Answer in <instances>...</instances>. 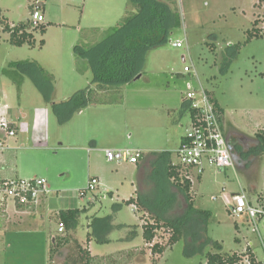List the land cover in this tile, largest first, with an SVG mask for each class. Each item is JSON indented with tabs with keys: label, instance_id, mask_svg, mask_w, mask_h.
<instances>
[{
	"label": "rangeland",
	"instance_id": "obj_1",
	"mask_svg": "<svg viewBox=\"0 0 264 264\" xmlns=\"http://www.w3.org/2000/svg\"><path fill=\"white\" fill-rule=\"evenodd\" d=\"M125 2L129 0L102 5L97 0H0L2 15L11 25L30 21L31 6L45 4V21L41 25L46 26L45 33L39 28L35 31L31 28L34 44L23 46L11 44L10 34L0 26V86L6 93L3 102L12 111L7 118L17 128L15 137L4 139L5 158L0 159V169L5 176L44 179L46 186L42 195H46L44 206L47 211L80 210L75 230L65 227L62 234L67 237L68 232H72L71 243L53 262H49L52 242L47 218L21 225L10 224L0 231V264L69 262L74 239L90 251L97 264H110V254L115 255L112 259L115 264H201L208 251L230 254L245 251L248 245L264 261L261 243L264 217L259 232H254L246 218L236 217L229 210L232 194L241 186L254 205H264V151L254 139L250 143L248 139L245 141L243 171L232 168L221 171L208 166L201 179L192 178L194 206L210 212L203 222L196 220L192 240L188 239L192 236L188 229L187 238L182 237L169 245L171 234L166 225L159 228L151 243L143 238L142 232L136 236L132 234L133 230L127 232L125 225L103 224L96 231L99 220L109 218L122 219L129 226L131 223L130 228H135L136 232L143 230L145 222L152 221L147 213L141 217L143 209L122 201L135 195V165L109 161L100 148L145 149L150 137L141 132V124H145L147 116L143 109L151 110L149 114H158L154 111L156 100L160 106L173 102L169 90L177 97L186 94V80L193 81V87H198L201 82L200 86L206 91L209 89L224 108V119L251 137L264 131V38L248 41L246 32L257 19L261 21L259 26H264V0H257V8L253 6L254 0H176L174 4L181 13L182 28L173 39L185 40L184 48H175L168 43L152 50L144 77L136 82L148 84L144 88L134 83L126 86L122 104H103L61 123L53 103L66 101L76 91L87 87L92 79L91 70L87 73L78 71L77 62L81 58H78L75 46H86L99 40L106 28L117 24L115 9L123 14L126 12ZM236 44H241L239 50L235 48ZM186 45L191 53V61L187 56L186 64L192 63L199 77L184 73L182 56L187 54ZM235 51H238L237 56ZM14 61L27 63L22 65L25 70L15 68L21 74L17 76L22 77L20 86L2 72ZM39 66L47 73L40 72ZM163 112L160 108V117ZM185 121L180 131L182 135L190 129L189 119ZM224 124L225 133L232 130L229 124ZM163 133H166V126L160 120V128L155 129V140L160 139V147L172 149ZM234 155H239L235 149ZM174 161L179 163L177 157ZM93 178L98 180L99 187L89 190V181ZM256 185L260 186V193L252 192ZM109 189L114 191V198L103 199ZM151 193L152 204L160 208V195L156 199V189ZM9 204L12 209L15 207L12 200ZM53 220L56 224L62 222L58 214ZM2 221L0 218V224ZM123 233H128L125 239ZM104 237L109 238L108 241H104ZM212 241L218 242L221 248H216ZM156 243L165 246L163 252L153 253ZM119 251L123 253L119 255Z\"/></svg>",
	"mask_w": 264,
	"mask_h": 264
},
{
	"label": "trees",
	"instance_id": "obj_2",
	"mask_svg": "<svg viewBox=\"0 0 264 264\" xmlns=\"http://www.w3.org/2000/svg\"><path fill=\"white\" fill-rule=\"evenodd\" d=\"M175 1L176 0H129L133 10L130 9V11H128L119 25L104 30L102 32L103 36H101L99 40L90 42L86 46H75V50L79 56L78 58H81V60L77 62L78 71L85 73L91 70L92 79L89 86L75 92L66 101L53 103L55 113L61 123L70 121L77 112L94 102L111 104L122 101L121 89L125 85L132 83L136 78L144 77V70L150 52L171 43L174 34L182 28L181 13L177 6H175ZM35 9L42 10V5L40 3L32 5V13ZM260 22L259 19L255 20L253 26L246 31L248 34V41L254 38H264V27L259 26ZM0 26H3V30L10 34V43L16 46L34 44V32L31 31V28H33L34 31L39 28L42 33L46 31V26L43 24L33 27L32 20L11 25L5 21L1 9ZM41 44H44V40L41 41ZM234 46L239 50L241 44H236ZM237 52L235 51L236 56L238 54ZM24 64L27 63L25 61L11 62L10 67L3 68L2 72L14 82H18L20 86L22 84V77L17 76L20 73L15 68L25 70L22 67ZM39 70L43 74L47 73L45 69L40 66ZM47 77L49 80L51 79V77ZM215 107L218 111L219 105L217 101ZM196 113L197 111L192 110L191 117L193 122L196 120ZM185 138L182 144L187 143ZM252 138L260 144L264 151V131L261 130L257 132L255 137ZM168 168L169 175L172 176L177 184L182 186L190 202L189 209L183 219L177 223L176 221L163 222L161 218H155L151 222H145L142 235L146 241L151 243L156 239L159 228H163L166 225L171 234L168 244L174 245L182 237H185L188 229L189 231L192 230L190 234L195 237L194 225L197 219H193L192 217L195 211H199L203 219L209 216L210 212L198 210L193 207V202L191 201L193 183L191 179L183 173V167L180 164H170ZM253 191L258 193L255 188L252 192ZM134 201V198H130L125 203L129 205ZM17 206L22 207L23 205L18 204ZM262 206L264 207L263 204ZM79 212L80 210L78 209L61 212L60 216L62 222L68 230H75L78 224ZM199 223H201V221ZM199 231V237L201 239L202 229L200 228ZM71 233L72 232H68L67 237H55V241L52 242L50 248L49 262H53L58 254L60 256V252H62L64 247H68L72 241L70 237ZM212 242H214L216 248H221L218 242ZM74 243V251L69 257V262L65 261L60 264L98 263L90 251L85 249L77 239H74ZM164 248L165 246L162 247L159 243H156L154 244L153 253L163 252ZM253 251L252 246L247 247L243 253L225 254L208 251L205 254V264H245L246 262L249 264H264V261H256ZM122 253L123 252H121V254ZM109 256L110 264H115L116 261L112 260L115 259V255L110 254ZM123 264H125V262ZM127 264H129V262H127Z\"/></svg>",
	"mask_w": 264,
	"mask_h": 264
},
{
	"label": "crops",
	"instance_id": "obj_3",
	"mask_svg": "<svg viewBox=\"0 0 264 264\" xmlns=\"http://www.w3.org/2000/svg\"><path fill=\"white\" fill-rule=\"evenodd\" d=\"M106 2H109L110 4H116V3H119L120 0H97V3H99V4L101 3V5L105 4ZM253 3H254L253 6L255 8H257V6H256L257 0H254ZM125 4H126V8H125L126 12L125 11L124 12L126 14L125 13L123 14V12H121V11L116 12L117 10L114 8L115 9L114 16H115V18H117L116 21H118L117 24L114 26L119 25V23L127 15L128 10L132 9V6L129 4V2H125ZM44 7H45V4H42L43 14L45 13ZM44 16H45V14H44ZM110 27H112V26H110ZM108 28H106V29H108ZM177 39H180V38L173 39L172 41H175ZM172 41H171V44H172ZM184 56L185 55L182 56V59H183V63L185 64V57ZM87 72H85V73H87ZM184 73L193 74V75L195 74L194 72H185V71H184ZM197 76L199 77L198 73H197ZM142 78L143 77L136 78L132 83L139 84L138 85L139 88H144L145 85L148 83H146V82L136 83V82H139V80H141ZM172 78H174V74L172 75ZM132 83H130V84H132ZM185 83L188 86L187 92L190 90H197V89H199V87H201L200 86L201 82H199L198 87L196 85L197 88L192 86L193 81L191 82L189 80L188 81L186 80ZM130 84L125 85L120 91L122 93V101L120 102L121 104L125 101L124 96H125V92L127 90V88H125V87L130 85ZM89 85H90V83L87 86H89ZM209 91L210 90L208 89L207 93L210 95L212 101L216 100L218 102V105H219L218 114L220 117V121L223 125V128L225 126L224 123H227L231 127H233V129L237 133H239V135L232 133L231 138H232L233 143L236 145V146H233V149H235V151L239 154V155H234V150H233L235 168H236V170L238 169V170L243 171V169L245 168V164L242 162V160L245 159L246 155L243 153L244 149H242L241 141L243 140V138H247L248 143H250L253 138L250 135L241 131L234 124H232L229 120H226V118L224 119V115H225L224 108L219 103L218 99L216 97H214L212 93L210 94ZM187 92H186V94H187ZM169 93L173 98L172 103H169L166 106H162V105L160 106V102L156 100L154 111L159 112L158 114H149V112H151V110L143 109L144 110L143 113H145L147 116L145 117V124H141V128H142L141 132L143 134H145L146 137H150V140H149L150 143H147V145H144L145 149L138 148V150L141 151V156H140L139 161L137 163H132L135 165V170L133 172V175H134L133 178H135L137 188H135V195L131 196L130 198L135 199V201L132 204H135L137 206V208H139L140 210L143 209L142 210L143 215L141 217H144L145 216L144 214L147 213L148 216L152 219V221L155 218H161L163 222H175L176 221V223H177L178 221L183 219V217L187 213V211L189 209V203L190 202L187 199V196L185 195L182 186L180 184H177L173 180L172 176L169 175V173H168L169 168L168 167L170 164L171 165L172 164H178V163H175L174 157L178 158L176 151L180 147V145L182 144V142L184 141V138H185V134L184 135L180 134L181 133L180 131L186 123V121H185L186 118L189 119L190 128H191L192 123H193L191 113H192L193 109L191 107L190 101L186 98V94L183 93V94L178 95L176 97L173 95V94H175L174 92L169 90ZM5 96H6V93H5L4 89L0 86V107L3 108L5 106H7L9 109H11L8 104L3 102L5 99ZM131 96L133 97V92L131 93ZM216 101H214L213 103L215 104ZM111 104H118V102H114ZM102 105L103 104H100L98 102H94V103L90 104L89 106H87L86 108L80 110L76 114L79 113L82 115L86 110H90L92 108H95L97 106H102ZM105 105H109V104H105ZM160 108L163 109V111H164L162 113L161 117H160ZM11 112L9 111V115L12 114ZM160 120H162L164 122V127L166 126V133H163L164 139L165 140L168 139V143H170L173 147L172 149H170V148L164 149V146L160 147V139H158L157 141L155 140L156 135L154 133H155V129L160 128ZM189 123L187 126H189ZM44 128L45 127H43V129ZM231 132H234V131L232 130ZM159 136H160V134H159ZM95 142H97V141H95ZM257 144H259V143L257 142ZM100 149L105 151L106 149H109V148L104 149L102 147ZM5 150L6 149H4V150L0 149V159L5 158V156H4ZM123 162H129V161H123ZM123 162H121V163H123ZM244 171H246V170H244ZM192 172H193L192 178L194 176L198 177L199 179L202 178L201 177L202 174L196 175V173L194 171H192ZM11 178H19V176L18 175L5 176L3 173V170L0 169V180L11 179ZM191 181H192V183H194V181L192 179H191ZM192 188H193V186H192ZM154 189H156V193H157L156 199H158L159 195H160V208H157L155 205L152 204L153 200L151 199L152 198L151 192ZM255 190L258 191V193H260V186L256 185ZM192 192L193 191L191 190V196H192ZM45 196L46 195L41 194L38 197V200L35 202H31L28 204H20V205H23L22 207H18L17 206L18 204H14L15 207L13 209L11 208L9 202L0 205V218L3 220L2 224H0V231L4 230L5 227L7 229L8 225H10V224L21 225V224H25L27 222L32 223V222L36 221V219L43 221V220L48 218L47 223L50 224L49 230H50L51 242L55 241V237L63 236L62 235L63 232H59V223L60 222H58V224H56L55 220H53V217L57 216V214H58V218L61 217L60 216L61 212L66 211V210H62V211L56 212V213H54V211L53 212L47 211L45 206H44ZM108 197H111L113 199L114 198V191H112L110 189L106 190V193L103 195V199H107ZM129 199H122V201L124 203ZM248 199H249V197H248ZM191 201L193 202V207L196 209V207L194 206L193 197H192ZM249 201L251 203H253L251 201V199H249ZM161 202L163 203V205H161ZM132 204H129V205H132ZM144 208L146 210H144ZM178 209H181V210L178 211ZM85 210H86V208H85ZM97 216H101V215H97ZM107 216H110V215H107ZM102 217H106V215H102ZM168 217H170V219H168ZM192 217H193V219H197L200 221L204 220L203 217L201 216V214L199 213V211L198 212L195 211V213L192 215ZM79 218L80 217H78V222H79ZM244 220H246V219H244ZM246 221L248 222V220H246ZM112 223L118 224V225H120V227H123L125 225L126 227L124 229L127 232H129L130 230H133L132 234L134 236L141 234V232H143V230H139L136 232L135 228L134 229L130 228L131 223L129 226V224H127V222L123 221L122 219L116 220V218H114V219L109 218V220L106 219V221H99V223H97L95 225V229L98 232L100 225L105 224L106 226H109ZM88 224H90V223H88ZM201 229L203 231V227ZM116 231L120 232L118 229H116ZM190 231H192V230H190ZM123 235H125L123 237V239H125L127 237L128 233H123ZM130 236H132V235H130ZM193 237L194 236H189L188 239L192 240ZM108 239L109 238L104 237V241L105 240L108 241ZM236 240L240 241V238L237 237ZM50 248H51V246H50ZM120 252H123V251H119L118 252L119 255L121 254ZM243 252L244 251H237V252H233V253H243ZM253 253L255 255L256 261H263L258 257L255 250L253 251ZM49 254H50V250H49ZM205 261H203L201 264H205ZM245 264H249V263L246 262Z\"/></svg>",
	"mask_w": 264,
	"mask_h": 264
},
{
	"label": "built area",
	"instance_id": "obj_4",
	"mask_svg": "<svg viewBox=\"0 0 264 264\" xmlns=\"http://www.w3.org/2000/svg\"><path fill=\"white\" fill-rule=\"evenodd\" d=\"M31 20L33 27L41 25L45 21V16L40 9H35L32 13ZM264 23V20H263ZM264 27V26H263ZM187 43V42H186ZM175 48H184L185 40L177 39L172 41ZM187 54L185 57L184 71L194 72L193 64L187 63V56L191 61V53L189 46L186 45ZM186 98L190 101L193 110L197 111L196 120L192 123L191 128L185 135L187 143H183L177 149L179 163L183 167V173L190 179L194 171L196 175L204 173L208 166L216 167L220 170L233 168L236 171L233 149L229 144L227 135L220 121L218 111L213 103L210 95L201 86L197 90H190L186 94ZM9 108L7 106L0 109V148H4V139L15 137L17 128L14 123L7 117ZM3 137V138H2ZM106 157L109 161L121 163L129 161L137 163L141 156L138 149H106ZM44 179H21L11 178L0 180V205L13 201L14 204H28L38 200L46 186ZM98 180L93 178L89 181L87 189L96 190ZM86 192H82L84 194ZM216 198V197H213ZM232 205L230 212L236 217H244L250 223L254 232H259V224L264 217V207L252 204L247 196L245 189H241L232 194ZM65 225L63 222L59 224V232H64ZM264 248V240H261ZM251 245H248L249 247Z\"/></svg>",
	"mask_w": 264,
	"mask_h": 264
},
{
	"label": "flooded vegetation",
	"instance_id": "obj_5",
	"mask_svg": "<svg viewBox=\"0 0 264 264\" xmlns=\"http://www.w3.org/2000/svg\"><path fill=\"white\" fill-rule=\"evenodd\" d=\"M225 127V126H224ZM232 128V130L234 131V132H231V131H227L228 133H226V135H227V138H228V141H229V144L232 146V149H233V146H236L234 143H233V141H232V136H231V134L232 133H235V134H237V135H239V133H237L234 129H233V127H231ZM247 140V138H243V140L241 141V145H242V147H243V149H245L246 148V146H245V144L247 143H245V141ZM236 148V147H235ZM234 150V149H233Z\"/></svg>",
	"mask_w": 264,
	"mask_h": 264
},
{
	"label": "water",
	"instance_id": "obj_6",
	"mask_svg": "<svg viewBox=\"0 0 264 264\" xmlns=\"http://www.w3.org/2000/svg\"><path fill=\"white\" fill-rule=\"evenodd\" d=\"M184 58V57H183Z\"/></svg>",
	"mask_w": 264,
	"mask_h": 264
}]
</instances>
